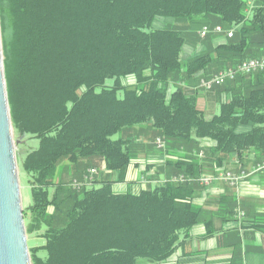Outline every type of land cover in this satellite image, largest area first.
<instances>
[{"label":"trees","instance_id":"trees-1","mask_svg":"<svg viewBox=\"0 0 264 264\" xmlns=\"http://www.w3.org/2000/svg\"><path fill=\"white\" fill-rule=\"evenodd\" d=\"M0 19L26 232L43 239L28 242L32 264L164 262L210 225L194 204L202 175L232 155L264 164V72L213 88L218 113L198 105L202 79L264 57V0H0ZM186 45L204 49L183 59ZM146 132L179 157L167 165L184 182L121 194L108 178L55 181L62 163L84 176L97 158L124 180Z\"/></svg>","mask_w":264,"mask_h":264},{"label":"crops","instance_id":"crops-1","mask_svg":"<svg viewBox=\"0 0 264 264\" xmlns=\"http://www.w3.org/2000/svg\"><path fill=\"white\" fill-rule=\"evenodd\" d=\"M217 41L224 42L225 39L219 37ZM203 49L199 47L196 50L193 46L186 45L183 59H188L191 54L195 55ZM227 98V95H223L221 99L226 101ZM219 103V97L214 92L200 91L198 105L210 116L219 110ZM248 130L249 127L239 128V132ZM145 141L142 137L137 140L138 150L141 152L137 153L124 180H121L118 172L107 171L102 162L105 172L100 180H113L115 193H138L175 176L167 163L176 161L179 157L165 152L159 153L157 150L149 153L148 142ZM204 145H213V142H205ZM255 161V155L251 154L244 164H240L237 157L232 155L222 169L234 173H251ZM231 201H235L237 207L236 214L232 217L226 214V210L231 207L228 204ZM194 204L205 210L209 227L205 222L192 227L166 261L152 263L143 260L140 263V260L138 264H264V170L253 173L235 186L217 178L211 186L202 187L195 196ZM238 211L244 214L243 219L239 218Z\"/></svg>","mask_w":264,"mask_h":264},{"label":"water","instance_id":"water-1","mask_svg":"<svg viewBox=\"0 0 264 264\" xmlns=\"http://www.w3.org/2000/svg\"><path fill=\"white\" fill-rule=\"evenodd\" d=\"M0 264H32L0 31Z\"/></svg>","mask_w":264,"mask_h":264},{"label":"built area","instance_id":"built-area-1","mask_svg":"<svg viewBox=\"0 0 264 264\" xmlns=\"http://www.w3.org/2000/svg\"><path fill=\"white\" fill-rule=\"evenodd\" d=\"M210 32L211 30L209 27H204L202 31L200 32V36L202 38H205ZM213 32L223 33V29L222 27L217 26L215 29H213ZM233 35H234L233 30L227 33L228 38H232ZM257 72H264V57L258 58V59L247 60L236 68H230V69L221 71L209 79H202L200 82V87L206 91H210L217 86H223L227 82L235 80L238 75H250L253 73H257ZM156 145L159 150L166 149V142L162 138H158L156 140ZM199 156L200 158H203L204 157L203 152H201ZM262 170H264V164L254 167L251 173L246 172V171L234 173L232 171L220 169L215 175H202L198 179V182L201 186L208 187L214 182V180L219 178L235 186V185L241 184L244 180H246L253 173H256ZM96 173H97V170L92 169L89 171V176H93ZM85 180L88 181L89 177H86ZM185 180H186V177L184 175H178L172 178V181H175V182H184ZM84 185L86 186L88 184L87 183L78 184L77 182L73 184L74 188H77V189H79L80 187ZM238 216L239 218L243 219L244 214L241 211H238Z\"/></svg>","mask_w":264,"mask_h":264},{"label":"rangeland","instance_id":"rangeland-1","mask_svg":"<svg viewBox=\"0 0 264 264\" xmlns=\"http://www.w3.org/2000/svg\"><path fill=\"white\" fill-rule=\"evenodd\" d=\"M168 25H172V21L171 20L159 19L158 18V19L155 20L153 26L157 27V28H163V27H167ZM168 27H170V26H168ZM0 31H1V38H2L1 19H0ZM189 46H192V45H189ZM193 55H194V53L191 54L189 57H191ZM198 87H199V90L201 92L204 91L200 86H198ZM210 92H213V89L210 90ZM218 112H219V110L216 113H218ZM205 114H206L207 117H210V114H208V112H205ZM123 135H124V133H120V134L114 136L113 139H119V138L123 137ZM141 137L148 142V144H147V152H149V151L152 152V150H157L159 153L165 152V150H159L157 148L156 140L158 139V137H156L152 133H147V132L143 133V135ZM139 139H137V140H139ZM137 152L140 153L141 151L137 150ZM79 168L81 169L82 167H79ZM92 169H96L97 173L94 174L93 176H89V171L92 170ZM86 170H87L86 171L87 173L84 174V176H83L81 174V171L77 174V173H75V168L70 167L69 164H67V163H62L59 166V168L57 169V171H56L55 181L56 182L57 181H61V182H64V183H71V184H74L75 182H77L78 184L87 183L88 185H92L93 182H96V181L100 180L101 178H103V175H104V172H105L104 169H103V166H102V161L100 159H98V158L95 159L93 162H91L87 166ZM86 177H89L88 181L85 180ZM100 181L96 184V186H100L101 185ZM22 198H23V203H24L27 200V197H26L25 194H22ZM30 239H31V241H33L32 244L34 246H39V245L43 244V239H41L39 237H35V236L33 238H29L28 237V242L30 241ZM41 255H43V254L41 253ZM141 262H143V260H141L140 263Z\"/></svg>","mask_w":264,"mask_h":264}]
</instances>
